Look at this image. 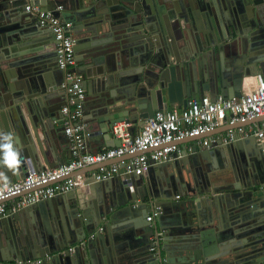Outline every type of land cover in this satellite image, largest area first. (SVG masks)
<instances>
[{"label":"water","instance_id":"water-1","mask_svg":"<svg viewBox=\"0 0 264 264\" xmlns=\"http://www.w3.org/2000/svg\"><path fill=\"white\" fill-rule=\"evenodd\" d=\"M27 1L71 22L87 97L81 121L105 145L119 144L117 121L133 131L157 109L184 108L205 92L238 97L246 77H264V0H0V131L15 135L22 160L16 171L0 165L7 181L70 158L58 122L65 71L53 32L36 16L25 20ZM233 127L183 138L182 156L140 175L87 178L84 194L75 188L10 211L0 218V264L46 254L40 264H264L256 138L186 148ZM80 239L83 247L60 253Z\"/></svg>","mask_w":264,"mask_h":264},{"label":"built area","instance_id":"built-area-1","mask_svg":"<svg viewBox=\"0 0 264 264\" xmlns=\"http://www.w3.org/2000/svg\"><path fill=\"white\" fill-rule=\"evenodd\" d=\"M56 9H61V6L58 5ZM25 11L35 15L38 24L50 29L55 36L57 65L65 71L61 88L66 97L60 111L70 158L53 168L28 167L26 176L1 182L0 218L8 214L6 201L20 193L22 194L12 206L13 210L84 186L87 176L78 171L90 166L95 167L88 173L94 181L112 178L125 180L132 173L140 175L151 164L182 156L183 149L179 141L183 138L205 134L224 124L234 127L220 137L223 142L237 136H254L264 159V77L261 75L256 77L252 88L243 90L238 97L212 100L209 96L202 95L189 98L184 108L157 109L151 117L144 120L138 131H132L131 123L126 120L117 121L112 126V134L119 140V144L95 152L88 151L89 132L81 121L86 94L83 76L75 71L80 63L76 60L74 41L69 32L71 22L38 5L28 4ZM208 140L215 139L204 138L198 142L206 144ZM120 168H123L122 171ZM159 212V207H155L146 216V220L151 221ZM151 241V250L155 251V236L151 237ZM84 245L85 240L80 239L60 253L71 254L77 247ZM51 257V254H46L44 258L12 260L5 264H40Z\"/></svg>","mask_w":264,"mask_h":264},{"label":"crops","instance_id":"crops-1","mask_svg":"<svg viewBox=\"0 0 264 264\" xmlns=\"http://www.w3.org/2000/svg\"><path fill=\"white\" fill-rule=\"evenodd\" d=\"M28 4H31V3H29L28 1L26 2V5H28ZM58 6V5H57ZM55 8H56V6H55ZM51 11H53L54 12V10L53 9H51ZM27 14H26V17H25V20H31L32 18H35V15H33L32 13H29V12H27V11H25ZM62 18V17H61ZM62 19H64V18H62ZM70 34H71V32H70ZM75 56H76V60H78L77 58H78V56L75 54ZM258 75H261L260 73L258 74ZM258 75H254V76H249V77H246L245 79H244V81H243V85H242V90L241 91H243V90H247V89H249V88H252L253 86H254V84H255V80H256V77L258 76ZM262 76V75H261ZM204 95H207V96H209V93L208 92H205L204 93ZM196 97H199V95H197ZM210 97V96H209ZM62 101H63V103L65 102V96L64 97H62ZM87 109V97H86V100H85V102H84V108H83V111H84V109ZM85 115L84 116H87V113L85 112L84 113ZM62 121H63V118H62V120H60V121H58V122H60V124H59V126L60 125H63V123H62ZM222 126H224V127H228V125H222ZM219 127H221V126H219ZM140 128V126H136L135 127V129H134V131L135 130H137L138 131V129ZM64 133V132H63ZM63 133H61L62 134V142L61 143H64L63 145H64V147L66 148V149H68V152H69V148H68V142H67V138L65 137V135L63 134ZM225 134V133H224ZM223 134V135H224ZM223 135H221L220 133H215V134H211V136L209 137L210 139H215V140H217L218 138H220V137H222ZM112 139V138H111ZM108 143H111L112 142V140H106ZM55 144V147L57 148L58 146H59V143H57L56 144V142L54 143ZM193 144H195V145H198V144H201V142H198V140L197 141H193V142H191V143H187L186 144V148H187V150H190V148L192 147V145ZM110 145H105V143H104V139H102V137L100 138V139H92V138H89L88 140H87V149H88V151H90V152H95V151H98V150H100V148H105V147H109ZM57 149H60L59 147L57 148ZM69 155V154H68ZM69 159V158H68ZM115 161V160H114ZM44 163V162H43ZM45 164V163H44ZM40 166V165H39ZM45 167H47V166H45ZM40 168V167H39ZM41 168H44V167H41ZM92 169H94V166H92V167H88V168H85V169H82V170H80V171H78L79 173H83V174H86V176H87V178H91L90 177V175L88 174L89 173V171L90 170H92ZM0 173H1V171H0ZM162 177V176H167V174H162V175H159L158 177ZM14 180H17V179H13L12 181H14ZM4 180H0V183L1 182H3ZM85 188H84V186H81V187H78V188H76V192H77V194H84L85 193V190H84ZM17 197H15V198H9L6 202H7V207H8V213L10 212V211H16V210H13L12 209V206L14 205V203L17 201ZM47 260H50V259H47ZM9 262V261H8Z\"/></svg>","mask_w":264,"mask_h":264},{"label":"clouds","instance_id":"clouds-1","mask_svg":"<svg viewBox=\"0 0 264 264\" xmlns=\"http://www.w3.org/2000/svg\"><path fill=\"white\" fill-rule=\"evenodd\" d=\"M21 152L17 146V139L12 132L0 131V165L16 171L21 165ZM0 180L7 181V177L0 173Z\"/></svg>","mask_w":264,"mask_h":264},{"label":"flooded vegetation","instance_id":"flooded-vegetation-1","mask_svg":"<svg viewBox=\"0 0 264 264\" xmlns=\"http://www.w3.org/2000/svg\"><path fill=\"white\" fill-rule=\"evenodd\" d=\"M256 157L259 158V159L263 158L262 154L261 155L260 154H256Z\"/></svg>","mask_w":264,"mask_h":264}]
</instances>
